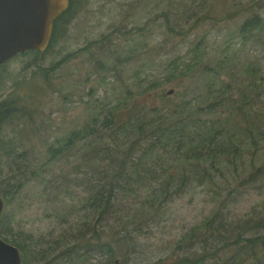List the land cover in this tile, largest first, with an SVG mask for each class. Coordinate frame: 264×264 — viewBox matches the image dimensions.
I'll list each match as a JSON object with an SVG mask.
<instances>
[{"label": "rangeland", "instance_id": "1", "mask_svg": "<svg viewBox=\"0 0 264 264\" xmlns=\"http://www.w3.org/2000/svg\"><path fill=\"white\" fill-rule=\"evenodd\" d=\"M208 1L206 9L196 7L181 13V0H74L76 14L67 32L38 59L42 68L33 63V55L18 54L0 70V100L21 97L25 105L38 112H33L34 119L20 114L19 122L7 125L0 133V138H14L22 151L26 149L32 169L41 171L40 177L30 181L14 199H4L0 218V234L10 239L21 236L22 241L29 235L31 245L27 243L22 264H156L161 258L184 253L185 250L177 249L179 240L210 216L215 207L222 204L224 212L239 217L254 206L264 205V177L254 184L238 186L231 166V172H226L228 180L220 175L215 177L217 183L211 185L193 180L184 192L158 207L145 202L153 185L120 193L111 211L98 222L101 237L73 243L70 236L85 221L92 226L97 224L98 214L82 205L88 186L101 176L102 170L83 161L85 140H79L68 151L69 155L42 165L41 158L53 139L81 128L102 110L107 114L125 96V87L131 93L127 104L117 111L120 121L127 120L137 105L167 109L179 92L191 87V77L181 73L188 64L189 70L195 72V58L201 51L206 52V57L215 55L217 61L223 59L224 49L237 33L238 25L256 11L264 17V0ZM263 38L264 34L256 35L238 57L241 64H254L259 74L260 70L264 74ZM239 40L240 37L235 38L236 43ZM196 45H200V50L191 52ZM229 55L237 58L233 52ZM98 61L106 62L112 70L104 71ZM230 68L237 80L227 73L225 79L233 83L235 96H239L237 85H247L243 83L245 74L232 62ZM166 78L174 83L145 92L144 85ZM171 88L175 93L167 95L165 92ZM257 90L255 113L249 119H258L264 125V84ZM228 116L243 126L251 124L242 113L234 111L228 115L221 109L206 119ZM260 143L264 147V138ZM252 150L245 154L247 161ZM14 158L0 150V180L8 176V162ZM7 186L8 180L3 187L8 189ZM214 190L220 194L215 195ZM230 190L234 192L229 196ZM56 191L60 199L55 198ZM7 226L12 228L8 234ZM64 235L68 237L60 239ZM98 243L111 245L114 253L98 250ZM49 250L47 258H38Z\"/></svg>", "mask_w": 264, "mask_h": 264}, {"label": "trees", "instance_id": "2", "mask_svg": "<svg viewBox=\"0 0 264 264\" xmlns=\"http://www.w3.org/2000/svg\"><path fill=\"white\" fill-rule=\"evenodd\" d=\"M208 5V0H181L179 11L187 13L196 7L206 9ZM73 9L74 0H71L70 8L55 21L52 39L45 51L27 50L19 54L33 55V63L42 68L38 59L67 32L76 14ZM236 31L224 49L223 59L217 61L215 55L206 57V52L201 51L195 58V72L189 70L191 64H188V68L181 74L186 78L191 77V87L186 92H179L176 95L177 100L168 105L167 109H147L137 105L127 120L120 121L117 111L127 104L125 102L131 93V90L125 87V96L120 97L116 105L108 109L107 114L102 110L81 128L72 130L63 138L52 140L41 158L42 165L69 155L68 151L76 146L79 140H85L87 146L83 161L102 170L101 176L88 186L86 202L82 205L98 214L97 224L92 226L85 221L70 236L73 243L83 242L88 237H101L102 231L97 226L98 222L111 211L120 193L123 195L153 185L145 202L158 207L174 195L184 192L193 180L208 185L217 183V175L228 180L226 172H231V166L233 178L238 182V186L254 184L264 177V147H261L260 143L264 138V125L258 119H249L255 113L254 105L259 94L257 89L264 84V74L262 70L259 74L257 67L251 62L241 64L238 59L239 52L250 40L258 34H264V17L258 11L253 12L238 25ZM236 37L241 38L238 43L235 42ZM262 42L264 44V38ZM194 50H200V45H196L191 52ZM231 52L237 58L229 55ZM229 62L241 68L240 72L245 74L243 83L247 82V85H237L239 96H235L233 83L225 79L227 73L237 80L236 73L229 69ZM5 65L0 67V70ZM56 66L58 63L54 68ZM100 68L106 72L107 68L112 70L104 61L100 63ZM45 71L47 73L49 69ZM173 83L172 79L166 78V81H151L144 85V88L145 92L156 91L165 84ZM168 91L165 92L167 95L175 93V89L173 94H168ZM218 109L228 115L234 111L242 113L244 120L251 124L243 126L238 121L233 122L232 116L212 121L206 119L208 115L218 112ZM33 112L38 114L30 105H25L21 97L0 100V133L7 125L19 122L20 114L21 117L28 115L34 119ZM101 117L103 119H100ZM100 123L102 126L98 125ZM0 150L15 156L8 162V176L4 181L0 180V194L7 202L14 199L30 181L40 177L41 171L38 168L32 169L29 152L26 149L22 151L14 138L1 137ZM250 150L251 157L247 161L245 154ZM35 165L37 167V163ZM7 180L8 189L3 187ZM233 192L234 190H230L228 195ZM56 193L55 198L60 199L59 191ZM213 193L220 194L218 190ZM223 209L222 204L215 207L210 216L192 227L179 240L177 249L185 250L184 253H179L174 258H161L155 263L264 264V205L254 206L239 217H232ZM5 232H12V228L7 226ZM0 236L16 245L22 258L25 257L27 243L31 245L28 242L29 235L23 241L21 236L17 239H10L4 234ZM64 237L68 236H60V239ZM96 248L114 253L111 245L98 243ZM69 249H66L67 252L71 251ZM50 252L49 250L38 258L45 259Z\"/></svg>", "mask_w": 264, "mask_h": 264}, {"label": "water", "instance_id": "3", "mask_svg": "<svg viewBox=\"0 0 264 264\" xmlns=\"http://www.w3.org/2000/svg\"><path fill=\"white\" fill-rule=\"evenodd\" d=\"M71 0H0V67L27 50L45 51L52 39L55 21ZM170 89L168 94H173ZM5 201L0 194V218ZM19 248L0 237V264H22Z\"/></svg>", "mask_w": 264, "mask_h": 264}]
</instances>
